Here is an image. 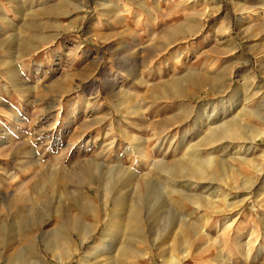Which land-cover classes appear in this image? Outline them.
<instances>
[{"label":"rangeland","instance_id":"374dc122","mask_svg":"<svg viewBox=\"0 0 264 264\" xmlns=\"http://www.w3.org/2000/svg\"><path fill=\"white\" fill-rule=\"evenodd\" d=\"M30 43L37 49L25 52ZM230 123L238 136L202 145L211 128ZM253 131L261 132L254 141ZM199 149L215 158L210 172L217 177V207L170 195L168 175L155 165L175 164ZM84 165L90 166L86 174ZM261 166L264 0H0V250L6 257L40 255L59 264L41 233L37 255L21 238L30 222L28 204H34L36 228L45 223L50 232L78 212L93 221L66 189L81 187V177L95 170L103 182L112 167L133 184L147 178L162 193L152 217L166 239L154 244L149 228V244L132 239L138 235L127 228L128 210L113 227L105 256L110 264H163L160 256L172 254L182 232L181 217L207 232L192 244L179 243V253L192 252L184 264H264ZM99 182L86 185L98 209ZM131 183L123 191L136 196ZM213 189L194 184L187 192L207 196ZM104 226L84 243L74 233L79 252L62 263L79 264L102 244ZM132 244L151 252L125 256Z\"/></svg>","mask_w":264,"mask_h":264},{"label":"bare ground","instance_id":"6f19581e","mask_svg":"<svg viewBox=\"0 0 264 264\" xmlns=\"http://www.w3.org/2000/svg\"><path fill=\"white\" fill-rule=\"evenodd\" d=\"M34 37L38 42L39 40H43L42 37H39L36 35ZM35 49H37L36 46L31 43L23 47V50H25V52L26 50L32 51ZM238 133H240V129L234 123L224 124L219 127L215 126L211 128L209 133L204 137L205 141L203 142L202 145L210 146L213 143L222 140L223 138L232 137V135H237ZM260 134L261 132L253 131L251 132L249 139H253L254 141V139L257 138V136H259ZM248 150H247V153H248ZM214 159H215L214 157L208 154L206 157H203L201 154V150L199 149V150H196L195 152L191 151L185 154L184 157L179 158V160L177 159L174 162L175 164H170V163L166 164L165 162L162 161L159 163L155 162V165L157 168H159L161 171L165 172L168 175L167 185L170 186V189L168 191L170 192V195L171 193L174 195H178V196L181 195L183 199L187 200V202L190 201L195 205L199 203L200 206L212 208L217 204L215 203L216 200H214L213 198L216 194L219 193V188L217 186L213 189V186H214L213 181L214 179H217L216 175L211 173L212 172L211 170L213 169V166H214ZM248 160L249 159L247 160L244 159V162L248 163ZM89 167L90 166L88 165L83 166V171L85 172V174L90 171ZM263 167L262 166L257 167L256 172L257 173L262 172ZM95 171L93 172L94 176H92L91 174V176H88L89 178H87V180H84L83 178L84 176L81 177L82 181L84 182V185L81 184L82 185L81 187H77L72 190L66 189L73 203L77 207H79L80 209L84 211L91 212L94 215L95 219H93V221L82 219L80 212H78L79 214L74 215V219L71 220L69 224H66V222L61 223V226L59 228L60 230H54L53 232L52 231L50 232L49 230L44 228L45 223L44 224L42 223L39 228H36V225H37L36 222H38V218L35 215V213H33V207H34L33 202L31 201V199H28L29 202L31 201V205L29 206L28 204V207H29L28 212L30 213V222L27 223V229H25L26 231L25 230L20 231L19 234L21 238L25 240V242L27 243V247L30 248L36 255H37V252L35 250H37L38 236L41 233L42 235L41 240L44 246L53 253V257L56 259V261L59 264H63L62 261L64 259L69 260L73 258L79 252L80 248L74 240V233L79 235L81 243H84L91 235L95 234V232L98 231L99 225L103 222L105 226H104L102 233L99 236V241L102 242V244H99V246L96 244L97 246L95 247L93 246L89 251L86 252V254L79 260L78 263L79 264H84V263L85 264H110L107 261L108 258L106 259L105 256L110 255V250L113 247L112 245L113 240L111 239L113 229H114L113 227H115V225L117 224V219H120V217H124L128 210H129V216L131 217V219L129 220V224L127 225V228L135 230L138 235V239H136V237H133V236H132L133 237L132 239H134L135 241L138 240L139 243L149 244L150 241L148 239L149 237L148 228L150 229L149 234L152 237L154 244L158 245L157 244L158 240H160L161 238L163 239L165 238V229L159 230L155 227L153 223L152 215L156 214L154 213L153 207L155 205V202H157L158 199H161L160 195L162 193L158 192L156 187L152 186V182H150L147 178H145L142 183L134 182L133 184L131 183L132 179L130 178V176H127L123 170H121L120 168H112V167H111V170L106 174L105 176L106 179L103 182H99ZM211 175L212 177H210ZM209 179L211 180L209 183L202 184L201 181L204 182ZM59 180H56L59 186L61 185V187H64L59 182ZM197 180H201V181L199 182ZM225 180L226 179H224V181ZM254 181L255 180H252L251 184H253ZM97 182H99L97 190H99L100 188V194H101L100 200H102L100 209H98L97 204L92 200L91 195L86 192V185L90 186L91 184H94ZM130 183L133 185H131L129 189H131L134 193H136V196H132L131 193H128V191L127 192L123 191V189L127 187ZM194 184L198 189H200L201 187L207 186V191H210L211 189H213V191H211L210 194L208 192L207 196H205L204 194L205 192H202L203 194L199 192H196L195 194H192V193L189 194L187 190L189 189L190 185H194ZM225 198L227 197L225 196L224 199ZM111 200L114 201V204L112 207V214H110L108 211L110 204H111ZM215 211L220 212V211H223V209L219 208ZM101 212L103 213L100 214ZM69 216L70 215L66 216V218L68 219ZM146 216L150 218L151 220L150 222L145 219ZM185 220H186L185 217H181L179 221L183 229L179 237L177 238L174 237L176 239L174 240L175 244H174V247L172 248L173 249L172 254L170 253L171 255L168 257L160 256L163 261V264H184L185 261H187V259L192 255V252L187 251V249H185V250H181V252L179 253L178 252L179 243L183 242V243L192 244V240H191L192 238L198 239V237H203V235L206 236L207 232L204 228V225L189 227L185 223L186 222ZM176 228H177L176 226L172 228V232H171L172 234L173 233L175 235L177 234L176 232H174ZM133 244L130 245V247L127 246L126 249L128 250V252L126 254L123 253L125 254V256L129 253V256L130 254H132V256L134 257L138 256V257L143 258V256H146L148 253L151 252L149 247L143 248L140 246H135ZM96 249H97V253L93 255L92 252L96 251ZM11 257L10 258L6 257L4 253L0 250V259L3 258L5 264H47L45 260L43 261L41 258H39L40 255L39 257H37L38 260H30V261H25L21 256H18L16 258L14 257V259Z\"/></svg>","mask_w":264,"mask_h":264}]
</instances>
